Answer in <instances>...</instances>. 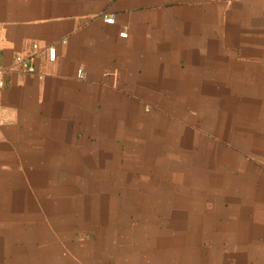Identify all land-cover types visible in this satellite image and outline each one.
<instances>
[{"label": "rangeland", "instance_id": "374dc122", "mask_svg": "<svg viewBox=\"0 0 264 264\" xmlns=\"http://www.w3.org/2000/svg\"><path fill=\"white\" fill-rule=\"evenodd\" d=\"M188 11L209 13L210 46L232 35V1ZM200 80L89 118L90 141L6 175L0 264H264V78Z\"/></svg>", "mask_w": 264, "mask_h": 264}, {"label": "crops", "instance_id": "0c3cea01", "mask_svg": "<svg viewBox=\"0 0 264 264\" xmlns=\"http://www.w3.org/2000/svg\"><path fill=\"white\" fill-rule=\"evenodd\" d=\"M209 1L0 0V199L6 175L47 161L45 150L90 141L87 119L128 117L129 103L162 96L167 81L224 87L264 78V0H213L232 1L236 18L232 35L224 25L211 46L209 13L188 11Z\"/></svg>", "mask_w": 264, "mask_h": 264}, {"label": "built area", "instance_id": "2783aa9c", "mask_svg": "<svg viewBox=\"0 0 264 264\" xmlns=\"http://www.w3.org/2000/svg\"><path fill=\"white\" fill-rule=\"evenodd\" d=\"M104 20L109 24L114 23V18L111 15H105ZM121 36H126V34L122 33ZM34 48H37V46L34 45ZM47 57H48L49 61H51V62L56 60L57 51H56V48L54 46H49L47 48ZM23 65L27 69L28 72H30V73L34 72L33 66L30 65L29 63L23 62ZM2 88H3V77H2V73L0 71V91L2 90Z\"/></svg>", "mask_w": 264, "mask_h": 264}]
</instances>
